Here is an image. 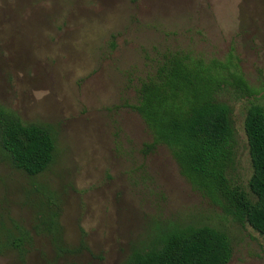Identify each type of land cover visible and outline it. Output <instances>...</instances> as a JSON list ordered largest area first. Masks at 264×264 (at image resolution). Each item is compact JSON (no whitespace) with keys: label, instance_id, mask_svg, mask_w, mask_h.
<instances>
[{"label":"rangeland","instance_id":"obj_1","mask_svg":"<svg viewBox=\"0 0 264 264\" xmlns=\"http://www.w3.org/2000/svg\"><path fill=\"white\" fill-rule=\"evenodd\" d=\"M169 50L230 61L255 90L231 102L230 176L250 193L244 122L252 103L264 104V0H0V105L57 135L39 175L0 147V234L15 223L32 232L28 264H121L159 228L193 222L229 233L228 264H264V235L195 191L168 147L145 151L152 133L129 105ZM49 198L69 252L41 226ZM0 264H20L18 253L6 249Z\"/></svg>","mask_w":264,"mask_h":264},{"label":"trees","instance_id":"obj_2","mask_svg":"<svg viewBox=\"0 0 264 264\" xmlns=\"http://www.w3.org/2000/svg\"><path fill=\"white\" fill-rule=\"evenodd\" d=\"M254 92L230 61H206L191 52L169 50L158 59L154 71L140 80L137 102L129 106L152 133L146 152L159 145L168 147L195 191L264 235V104L252 103L244 122L252 164L251 192L230 176L237 155L231 102ZM0 147L16 168L39 175L55 160V127L24 122L0 105ZM57 208V202L49 198L41 204L38 216L54 246L65 253L71 249L65 246ZM33 242L32 232L15 223L14 229L0 234V254L13 249L20 264H28V247ZM232 256V240L226 230L193 222L159 228L148 247L133 246L121 264H228Z\"/></svg>","mask_w":264,"mask_h":264}]
</instances>
